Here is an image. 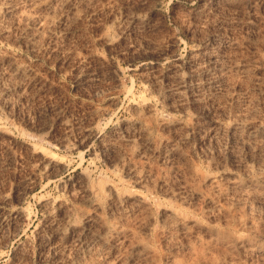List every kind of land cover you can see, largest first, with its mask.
Listing matches in <instances>:
<instances>
[{
  "label": "rangeland",
  "instance_id": "374dc122",
  "mask_svg": "<svg viewBox=\"0 0 264 264\" xmlns=\"http://www.w3.org/2000/svg\"><path fill=\"white\" fill-rule=\"evenodd\" d=\"M0 264H264V0H0Z\"/></svg>",
  "mask_w": 264,
  "mask_h": 264
},
{
  "label": "bare ground",
  "instance_id": "6f19581e",
  "mask_svg": "<svg viewBox=\"0 0 264 264\" xmlns=\"http://www.w3.org/2000/svg\"><path fill=\"white\" fill-rule=\"evenodd\" d=\"M30 15V14H29ZM29 15L27 16V17H29ZM23 16V15H22ZM21 16V17H22ZM31 17V16H30ZM25 19V18H24ZM173 64H175L174 62H173ZM172 66H174V65H172ZM205 179H207L206 177H204ZM109 188V190L115 195V194H117V189L114 187V186H109L108 187ZM20 212V211H19ZM18 212V213H19ZM22 212V211H21ZM22 214V213H21ZM69 225L71 226V223L69 222Z\"/></svg>",
  "mask_w": 264,
  "mask_h": 264
}]
</instances>
